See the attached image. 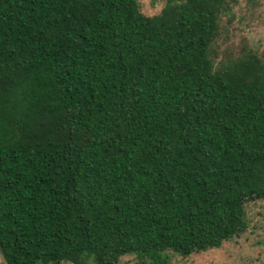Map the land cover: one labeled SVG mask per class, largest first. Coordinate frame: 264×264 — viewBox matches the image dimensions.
<instances>
[{"label":"trees","instance_id":"obj_1","mask_svg":"<svg viewBox=\"0 0 264 264\" xmlns=\"http://www.w3.org/2000/svg\"><path fill=\"white\" fill-rule=\"evenodd\" d=\"M161 1L0 0L4 264H165L264 199L263 58L212 56L224 0Z\"/></svg>","mask_w":264,"mask_h":264},{"label":"rangeland","instance_id":"obj_2","mask_svg":"<svg viewBox=\"0 0 264 264\" xmlns=\"http://www.w3.org/2000/svg\"><path fill=\"white\" fill-rule=\"evenodd\" d=\"M230 10L218 22V34L212 44L216 60L235 58L241 52L255 51L264 60V0H224ZM145 15L159 12L161 0H138ZM246 228L223 240L218 247L180 255L166 251L165 264H264V199L245 201ZM90 260V259H88ZM0 264L4 260L0 253ZM57 264H71L61 261ZM115 264H147L134 253L119 257Z\"/></svg>","mask_w":264,"mask_h":264}]
</instances>
